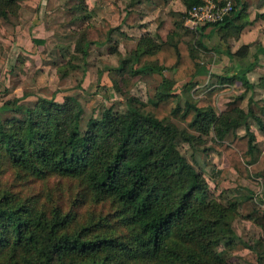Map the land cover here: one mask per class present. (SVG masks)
<instances>
[{
    "label": "trees",
    "instance_id": "trees-1",
    "mask_svg": "<svg viewBox=\"0 0 264 264\" xmlns=\"http://www.w3.org/2000/svg\"><path fill=\"white\" fill-rule=\"evenodd\" d=\"M21 1L0 0V21L21 19ZM150 1L160 7L167 3ZM181 1L186 12L177 15L175 30L167 39L156 42L143 37L129 54L119 55L115 69L120 75L162 76L154 99L129 97L125 112L105 109L85 127L84 106L73 96L63 102L39 97L29 105L22 103L28 96L24 95L0 106V264H231L216 249L222 242L228 248L235 245L236 218L252 222L264 233V200L252 195L228 203L211 199L205 175L179 150L180 141L194 147L203 142L202 136L213 134L212 150L223 153L229 165L213 172L218 173V185L231 170L238 183L264 184V155L249 121L255 119L261 130L264 126L251 108L243 109L245 93L220 114L209 97L186 95L196 78L207 72L198 49H205L204 31L226 26L234 31L228 36L238 37L252 22L241 0H232V11L224 21L202 26L196 39L187 42L188 12L205 0ZM75 12L70 25L90 18L85 0L79 1ZM64 28L52 26L65 39L66 34L77 33L70 26ZM88 32L82 28L75 43L57 45L56 55L64 61L57 65L62 78L89 64ZM34 45L45 41L34 39ZM249 48L243 46L237 55L246 56ZM5 62L0 56V64ZM256 66L241 68L221 84L241 81L246 93L254 91L247 76ZM259 86L264 88V79ZM94 102L95 97L88 105L93 107ZM260 112L264 116V107ZM6 114L13 117L5 119ZM175 121L199 135L180 129ZM242 127L245 135L239 136ZM7 166L37 181L56 176L77 183L84 197L110 204L112 217L126 232L116 234L107 225L78 226L73 210L58 206L47 210L37 198H21L1 183ZM248 249L243 257L247 264H264V237Z\"/></svg>",
    "mask_w": 264,
    "mask_h": 264
},
{
    "label": "rangeland",
    "instance_id": "rangeland-1",
    "mask_svg": "<svg viewBox=\"0 0 264 264\" xmlns=\"http://www.w3.org/2000/svg\"><path fill=\"white\" fill-rule=\"evenodd\" d=\"M50 4L49 8L51 10L46 13L42 12V15L51 30L55 31L52 29L53 25H64L65 30L69 29L66 25H70L71 17L74 18L76 14L75 8L70 9L75 1L50 0ZM21 7L24 9V0L21 1ZM45 7L47 8L48 5ZM58 8L67 9L65 14L68 11L71 12L61 16L57 12ZM32 9L33 12L37 11L35 8ZM19 20L12 16L7 21H0V56L6 60L5 63L0 64V106L8 100L22 98L24 95L28 96L22 103L29 105L35 104L39 97L48 99L54 97L58 102H63L65 97L73 96L84 106L83 126L85 127L89 119L100 117L105 109L113 108L115 112H125L129 97L136 96L144 101L155 98L156 90L163 79L162 76L156 73H142L135 76L128 73L118 74L115 70L118 68V57L115 54L109 56L108 52H112L113 48L109 50L108 47H104V43H92L89 64L85 70L79 68L72 75L62 78L57 65L64 61L56 55L57 45L66 46L71 43H55V38L59 39L61 36H47L51 43L38 45L39 50L42 52L37 54V47L33 46L32 43H14L15 40L10 39L11 26ZM76 27L79 28L81 25L77 23ZM76 32L74 35L66 34L68 35L66 41H77L80 33L79 31ZM20 33H22V30ZM94 37L99 39L98 41H102L100 32L94 33ZM22 38L29 37L23 35ZM215 42L214 39L210 40L207 43L208 48L205 47L206 49L198 48L200 57L209 71L203 76L197 77L193 82L195 84H193L192 89L185 94L191 95L195 99H207L209 97L211 107L217 114H220L221 110L224 107L226 110L227 105L239 96L245 88L242 86L241 81H235L233 84L230 83L233 85L232 89L229 88L230 90L228 89L225 92L221 91L220 86H223L221 84L223 78L215 67L218 65V55L214 51ZM134 44L123 43L120 50L126 56L134 49ZM115 47L117 51L119 48L118 46ZM34 48L35 52L33 51ZM67 56L69 57V55ZM258 84L255 86L258 87ZM182 85L184 84L178 86L177 91L182 89ZM223 88L225 87L223 86ZM228 93L232 94L228 95ZM245 95L242 107L248 110L250 108L249 97L251 92H245ZM93 97H95L94 108L88 105ZM253 97L255 100L250 101V104L256 103L257 107L260 108L264 104V91L255 92ZM12 117L13 114L4 115L5 119H11ZM175 123L180 129H187L190 133L199 135L193 129H189L187 124L176 121ZM253 123L251 122V130ZM255 127L258 128V125ZM244 130L241 129L236 134L244 136ZM232 138L228 142H231ZM202 139L203 142L196 144L194 147L180 141L179 150L195 166L198 172L205 175L210 186L211 199L228 203L235 197L252 195L257 201L264 200V184L249 180H242L241 183H238V175L235 171H231L226 181L218 185V173L214 175L213 172L221 170L218 166L226 163V157L223 153L212 150L213 134L202 136ZM259 145L261 151H264V139ZM262 153L264 155V152ZM1 183L3 187L9 188L11 192L20 194L21 198L34 197L39 199L47 210H51L55 206L62 207L66 212L73 210L76 217L75 223L78 226L100 227L107 225L108 228L114 227L116 234L126 232V229L112 217L114 209L110 204L84 197L85 193L82 192L80 185L68 179L54 176L37 181L30 178L28 174L19 173L7 166L1 176ZM233 228L237 234L235 245L228 248L222 242L216 250L227 256L231 264H247L243 257L249 253L248 246H252L263 238L264 233L252 222L240 217L234 220Z\"/></svg>",
    "mask_w": 264,
    "mask_h": 264
},
{
    "label": "crops",
    "instance_id": "crops-1",
    "mask_svg": "<svg viewBox=\"0 0 264 264\" xmlns=\"http://www.w3.org/2000/svg\"><path fill=\"white\" fill-rule=\"evenodd\" d=\"M72 1H75V4L70 9L75 8L79 3V0ZM214 1L222 2L224 0ZM85 2L90 18L86 21H77L76 24L79 23L81 25L79 28L76 27V24L66 25V27L70 26L74 31H80L82 28L87 27L89 31L88 41L94 44L104 43V47H108L109 50L113 48V51L108 52V55H117L118 64L119 55L125 56L123 51L120 50V46L123 43H135L134 48H136L137 43L145 36L154 38L156 42L165 41L169 33L175 30V21L178 19L177 15L186 12V7L181 0H167L166 5L163 7L158 6L150 0H141L140 2H136L135 0H85ZM241 2L245 5L248 19L252 24L247 26L238 37L228 36V33H234V31L226 26L221 29L219 27H209L203 33L202 42L205 45L204 47L208 48L207 43L210 40H216L214 51L218 55V65L215 67L223 79L233 78L241 68H247L251 64L257 63L256 68L247 76L249 81L255 86L260 82V79H264V0H241ZM47 5L48 7L46 8L45 6ZM50 5V0H24V9L23 7L21 9L22 18L11 26L12 33L10 39L15 40L14 43H32L35 46L34 39L45 41L46 45L47 43H51L47 39V36H63V34L58 35L55 31H52L43 18L42 12L46 13L50 11ZM32 8H35L37 11L33 12ZM66 10L65 8H58L57 12L61 16H64L68 12H71L68 11L65 14ZM73 19L71 17V21ZM184 28L188 30L184 34V39L187 42H192L196 39L195 35H197L202 26L196 29L187 21L184 23ZM21 30L22 33H20ZM98 32L101 33L102 41H98L99 39H95L94 37V33ZM23 35H28L29 38L23 39ZM66 40L64 37L55 38V43L76 42H67ZM115 46L119 48L117 51ZM243 46H249V51L246 56H238L237 53ZM36 47L38 50L37 54L41 53L40 47ZM206 69L209 71L207 67ZM232 84L226 81L223 84L225 88L220 86L221 91L225 92L229 88L232 89ZM246 91L245 88V90L241 91L240 95ZM257 91L263 92L264 88L255 86L254 91H249L251 92L249 105L256 116L261 119L264 126V116L260 112L264 104L260 108L257 107L256 103L250 104V101L255 100L253 95ZM232 93H228V95ZM243 109L245 110V108ZM223 110H225V107ZM251 122H254L251 131L256 135L257 144L260 149L259 144L264 139V130L260 129V125L253 118L249 121L250 128ZM256 125H258V128L255 127ZM241 129L245 128L242 127L239 130ZM262 152L264 151L262 150ZM228 166V162L226 161L221 166L219 165L218 168L222 170ZM231 171L233 172V170Z\"/></svg>",
    "mask_w": 264,
    "mask_h": 264
},
{
    "label": "built area",
    "instance_id": "built-area-1",
    "mask_svg": "<svg viewBox=\"0 0 264 264\" xmlns=\"http://www.w3.org/2000/svg\"><path fill=\"white\" fill-rule=\"evenodd\" d=\"M231 11L232 0H225L224 3L205 0L203 5L196 6L188 12V22L197 29L224 21Z\"/></svg>",
    "mask_w": 264,
    "mask_h": 264
}]
</instances>
